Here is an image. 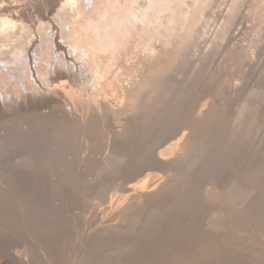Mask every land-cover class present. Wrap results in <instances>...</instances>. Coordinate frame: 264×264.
I'll return each instance as SVG.
<instances>
[{"label": "bare ground", "instance_id": "6f19581e", "mask_svg": "<svg viewBox=\"0 0 264 264\" xmlns=\"http://www.w3.org/2000/svg\"><path fill=\"white\" fill-rule=\"evenodd\" d=\"M38 1L41 11L30 7L14 25L0 8V116L7 115L0 121V153L15 145L42 147V164L59 171L66 202L72 201L69 190L78 192L79 208L74 213L70 204L52 208L49 202L27 198L24 213L35 230H41V237L34 241L20 228L0 224V264H75V230L94 247L93 260L99 256L96 249L109 244L117 251L121 243L122 258L146 250L154 260L172 254L166 259L185 264L183 258L192 248L199 254L220 250L229 255L235 242L224 232L243 221L249 227L264 218V206L253 195L255 187L264 190V142L253 131L259 124L261 102H252L254 108L240 112L239 127L233 126L237 114H227L229 128H213L194 140L190 123L200 118L201 111L189 120L191 106L182 94L170 90L161 98L151 96L149 106L144 103L147 107L133 114L126 113L124 94L140 83L136 69L144 58L149 61V89L156 87V71L163 64L156 58L158 53L169 58L181 53L177 51L181 43L174 42L167 30L169 22L178 15L189 31H195L190 22L199 21L195 11L202 12L209 0ZM51 15L61 23L60 37L71 48V59L55 54L64 48L53 39ZM36 32L40 39L31 56ZM31 71L39 86L30 80ZM17 78L29 83L27 95L16 87ZM10 84L14 89L8 91ZM42 88L52 100L47 110L25 114L13 110L31 98L44 102ZM253 95L264 102L262 88ZM7 105L12 106L10 115L5 113ZM89 150L99 154L95 169L99 174L90 173L95 154L86 156ZM21 166L31 167L32 162L25 160ZM9 179L20 181L6 173L0 181V198L7 197ZM225 180L226 190L220 192ZM208 182L216 189L209 192L210 198L203 191ZM88 184L122 188L120 192L79 190ZM162 227H167L165 255L160 242H154ZM130 261L143 264L141 256Z\"/></svg>", "mask_w": 264, "mask_h": 264}, {"label": "rangeland", "instance_id": "374dc122", "mask_svg": "<svg viewBox=\"0 0 264 264\" xmlns=\"http://www.w3.org/2000/svg\"><path fill=\"white\" fill-rule=\"evenodd\" d=\"M33 2L34 0H0V8L1 12L8 14L9 22L14 25L19 23L18 16L20 18L22 14H27L28 10L32 9L30 7H33L37 11L38 9L41 11L38 3L39 1H35V3L37 2V5ZM200 11L202 12L198 13V10L195 11L199 15V17L196 15L199 18V21H197L195 25L193 22H190V26L192 28L195 29L196 26V29L195 31L193 30V32L192 30L189 31V29L185 27L186 23L183 22L178 15H176L175 18L169 22V28L167 30L172 33L174 42L181 43V46L177 48V51L181 53L179 55L174 52L175 55L172 54L173 56L171 55L170 58L161 52L158 53V57L156 58L160 61L162 60L163 64L160 63L156 71L158 73V82L154 89L152 87L149 89V84H151V74L148 70L149 67L146 65L149 61L144 58L141 60L142 63L140 62L138 64L140 65V69L137 68L136 70L139 74L140 83L138 82V84H134L132 86L134 87L133 89L132 87H130V89H126L124 93L126 100V113L133 114L134 112H138V109L140 111L145 109V107L150 104L149 102L152 98L151 96L154 98H156L155 96L161 98L162 92L164 91L170 92V90H172L173 93L178 92V94L180 93L184 98H187L191 106V112H189L190 117H188L190 118L189 120L194 119L193 117L197 114V112L201 111L200 118L197 120L194 119V123H190V126L195 130L193 138L196 140L199 139V136L213 128L221 126L220 128L222 129V126H226L227 124L225 121L227 114H237V120H234L233 126L237 124L239 127L240 123L238 121V117L240 116V112L245 108H250V106L254 108L255 102H258V104L261 102L262 110L257 112V114H259V124L256 125L253 131H258L257 140H262L264 142V102H262L259 96L253 95L255 90H260V88L264 90V0H209V3H207ZM51 16L54 18V21L49 23V26L53 27L55 31L53 39L64 48V50L61 49L55 54H64V57L71 59L70 54L68 53L71 48L66 46L60 37L61 23L57 21V17H55V15ZM13 17H15L16 20H14ZM222 25L223 28L221 27ZM188 32L190 33L189 37L186 36ZM37 34L38 33L36 32L29 48L31 56L33 49L40 39L39 34ZM183 45L186 46H184L186 49ZM162 50L163 48L161 47V51ZM183 56L184 59H182ZM165 59L167 60L165 61ZM144 61L145 64L143 63ZM171 61H173V63ZM33 76L34 75H32L31 71L30 80L33 79L32 81L34 86H39L40 83L35 81ZM27 83L28 82L25 81V84L28 87L29 83ZM17 84L18 85L16 87L19 88L22 93L27 95L28 91L25 88V84L21 82L20 78H17ZM10 89H14L12 84L8 86V91ZM41 90L45 94L46 99L44 102H37L36 99L31 98L28 102L21 103L13 110H15L17 114H25L29 110V112L47 110L49 105L52 103V100L50 94L47 93L45 89L42 88ZM251 92L253 94H251ZM61 99H63V97ZM4 100L7 103V97ZM252 102L254 103L252 104ZM144 103L147 106H145ZM134 106L139 108H135ZM11 107V105L5 106L4 109L7 111L5 113L9 114L11 112ZM5 115L6 114H4V116ZM4 116H0V121H2ZM113 123L115 125L118 124L116 119H113ZM227 128H229L228 125ZM48 134H51V129H48ZM258 141L256 142L258 143ZM51 147V149H53L55 145L51 143ZM42 151V147L34 149L30 145L25 147L15 145L10 147L6 152L0 153V181L5 178L6 173L17 175L18 179L21 181L9 179L6 182V188L8 191L7 197L0 198V224L18 227L21 231L26 233L25 235L28 239L34 241H38L41 237V230H35L34 224L29 222L26 218L22 205L28 201L27 198H29V200H36L37 198L38 200L41 199L42 201H45V203L49 202L46 204L52 208L53 206L55 208H59L60 205L62 206L64 203L70 204L74 213L75 210L79 208V206L75 204V202L79 201L77 195L78 192L74 193L72 190H69L68 194L72 201L66 202L67 197L63 183L61 179H58L59 171L56 168L47 167L42 164ZM89 151L86 156H89L90 154L89 157L92 158L95 154L94 159H92L93 166H91L93 171L90 170V173L93 175L94 173L99 174L100 170H95L97 169L96 166H98L96 162L98 158L96 157L99 154L96 153V151ZM29 153H32V156H28ZM83 155L85 156V154ZM25 160H30L32 162V166L26 168L21 166L22 162ZM237 177L240 178L241 176L238 174ZM226 183V180L225 182H221L222 185L218 189L220 192L226 190ZM205 186L203 191H206L205 195L209 194L207 196L210 198L213 196L211 194H213L216 189L212 188V185L209 182ZM82 187L92 190L93 192H96L99 189H102V191L105 192L109 190L111 192H120V189L122 188V186L116 188L115 186L88 184L81 185L79 190ZM253 190V195L256 200H258L257 203L264 206V190L259 187H255ZM249 227H247L246 221H243L242 223L227 230L229 232H224L227 236H233V239L231 240L235 242L236 247L232 249L229 255L227 254L228 256H224L222 252L220 253V250L219 252L217 250L209 252V254L207 253L208 255L206 253L199 254L197 250L192 248L188 249V252H186L185 257L183 258L186 263H184L264 264V218L261 221L256 220L253 223L251 222ZM166 228L167 227H162L154 238V242H160L159 248L162 250L164 255L166 253L164 252L166 250L164 249L166 240L165 237L167 235ZM57 235L58 232L55 234L53 233L52 238L57 237ZM81 237V234L75 230V264H130V262H132L130 260L138 258V256L139 258L140 256L142 257L143 264H183L182 262L175 263L171 261V259H166L167 257H172V254L166 255L165 258L162 255V257L158 255L156 260H154L153 257L151 258L150 253L146 250L137 251L122 258L119 255V251L123 250V248L125 249V246L122 243L119 244L120 247L117 248V251L109 244L104 245L102 249H96L99 252V256L97 259L94 258L93 260L91 259L93 258L91 255L94 247H92L90 242H83V238ZM178 244L179 243L177 242V246ZM204 256L205 258H203ZM0 262L3 263L2 260H0Z\"/></svg>", "mask_w": 264, "mask_h": 264}]
</instances>
